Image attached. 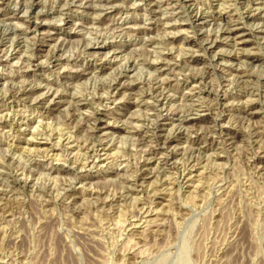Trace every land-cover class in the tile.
Segmentation results:
<instances>
[{
	"label": "rangeland",
	"instance_id": "374dc122",
	"mask_svg": "<svg viewBox=\"0 0 264 264\" xmlns=\"http://www.w3.org/2000/svg\"><path fill=\"white\" fill-rule=\"evenodd\" d=\"M39 2L0 16V264H264V0ZM115 80L132 90L100 106ZM162 91L187 123L155 126Z\"/></svg>",
	"mask_w": 264,
	"mask_h": 264
},
{
	"label": "bare ground",
	"instance_id": "6f19581e",
	"mask_svg": "<svg viewBox=\"0 0 264 264\" xmlns=\"http://www.w3.org/2000/svg\"><path fill=\"white\" fill-rule=\"evenodd\" d=\"M33 2H31V0L28 2L29 4H27V3H25V5H20L19 6V8H17V10H13L15 13H13L12 15H11V17H8V15L7 14H3L4 13V11H3V13H2V11L0 10V16H5V17H8L7 19H5L6 21H5V23L6 22H9L10 23V25L8 24V26H11L13 29H12V31L14 30V31H16L17 30V28L11 23L12 21H14L15 20V18H19L20 17V15L24 12H22V11H20L21 9H25V8H30V11H31V13L32 14H35V11L37 10V8H38V6H39V4H40V2H39V0H32ZM77 5V4H76ZM87 8H89V6L87 7ZM8 12V11H7ZM9 12H10V10H9ZM27 15H29L30 13L27 11V13H26ZM39 14V13H38ZM220 14V13H219ZM38 16V18H40V16H41V13H40V15H36V17ZM219 16V15H218ZM30 17V16H29ZM32 18V17H31ZM224 16L223 15H220L219 16V18L218 19H216L215 17L212 19V22L214 23L213 25H215L216 27L217 26H219V23L220 22H223L224 21ZM37 20H39V19H37ZM250 20H251V22H257V21H261L259 18H257V17H255V16H253V17H250ZM263 21H264V19H263ZM4 22V21H3ZM197 22H199V24L201 25V28H207L208 26H209V24H210V26H212V23H208V21H207V19H205V18H200V19H198L197 20ZM64 23H66V25H68L69 26V22L67 21V20H64ZM6 25V24H5ZM7 26V25H6ZM27 26V25H26ZM24 28V27H23ZM26 28V27H25ZM212 28V27H211ZM48 29H50L48 26H47V24L45 23V22H40V20L39 21H33V20H30L29 22H28V26H27V28H26V30H25V32L28 34V35H30V34H37V33H45V34H50L49 33V30ZM8 30L11 32V29H9L8 28ZM9 31H8V33H9ZM7 33V32H6ZM6 33H5V35H6ZM220 34V33H219ZM228 35L230 36V35H232V33H228ZM8 36V35H7ZM50 36V35H49ZM52 37V36H51ZM200 41V40H199ZM10 42V41H9ZM27 42V41H26ZM209 42H210V40H209ZM9 44V43H8ZM204 44V43H203ZM202 44V45H203ZM216 44H217V41H213V42H210L209 43V46H210V48H212V47H214V46H216ZM15 45H17V47H20L21 45H22V42H20V41H17V43L15 44ZM95 45V44H94ZM208 45V44H207ZM198 46V45H197ZM90 47V46H89ZM89 47H87V48H89ZM110 47V46H109ZM202 47V46H201ZM29 48V47H28ZM105 45H100V44H98V45H96L95 47L93 46L90 50L91 51H94V52H99V51H101V50H105ZM61 49V48H60ZM204 49V52H206V53H208V49L209 48H203ZM89 50V49H88ZM89 50V51H90ZM61 51H62V49H61ZM63 52V51H62ZM42 54V53H41ZM35 57V60H33V59H31L30 61H31V63H33V65L35 64V63H37V65H40V64H38L39 63V61L41 60V59H39V56H36V55H34ZM85 56H87V55H85ZM90 56L91 57H95V56H92L91 54H90ZM14 57V56H13ZM84 56L81 54V55H79V56H77L76 58H78V59H81V58H83ZM44 58V57H43ZM43 58H42V60H43ZM47 58H49L50 60L49 61H52V60H54V59H56L57 58V54H56V52H53L49 57H47ZM89 58V57H88ZM92 59V58H91ZM103 59V58H102ZM99 61H101V60H99ZM232 60H230V62H231ZM29 62V61H28ZM96 62H98L97 60H96ZM56 63V62H55ZM59 63V62H58ZM100 63V62H99ZM6 64V63H5ZM4 64V65H5ZM13 64V63H12ZM18 64V63H17ZM24 64V63H23ZM30 64V63H29ZM42 64V63H41ZM57 64V63H56ZM7 65H9V64H7ZM32 65V64H31ZM53 65V64H52ZM103 65V64H102ZM1 66V65H0ZM35 66V65H34ZM42 66V65H41ZM96 66V65H95ZM101 66V65H100ZM7 67V66H6ZM10 67V66H9ZM30 68V67H29ZM105 68V67H104ZM155 68H156V71H157V73L159 74V75H161V73H163V68H162V66H160L159 64H156L155 65ZM127 69V68H126ZM91 70V69H90ZM78 72H81V73H84V72H87V70H78ZM23 73V72H22ZM79 75V74H78ZM195 76V75H194ZM79 77V76H78ZM99 77H100V75H99ZM102 77V76H101ZM9 78V77H8ZM188 78V77H187ZM243 78V77H242ZM1 79V78H0ZM194 79H198V78H194ZM9 80H10V78H9ZM4 81H6V80H4ZM14 81V80H13ZM88 81V80H87ZM123 81V80H122ZM241 81V80H240ZM16 82V81H15ZM94 82V81H93ZM97 82V81H96ZM187 82V81H186ZM198 82V81H197ZM195 83V82H194ZM222 83V82H221ZM11 84V83H10ZM48 85V84H47ZM222 85V84H221ZM66 86V85H65ZM220 86V85H219ZM39 87V86H38ZM62 87V86H61ZM99 88V87H98ZM122 88L125 90V91H127V90H132V88H131V86L130 85H127L126 83H124V84H122V82L120 81V80H115L110 86H109V91L114 95V97H112V99H99L98 101H99V103H100V106H104V105H109V103H112V104H114L116 101H117V96H119V94H120V90H122ZM71 89V88H70ZM49 91V90H48ZM64 91V90H63ZM234 90H232L231 92H229L228 90H226V89H222V90H218V92H217V94H216V101H217V106L218 107H220V109H222V108H224V107H226L227 105H229L230 103H232V101L233 102H235V100H242L243 98H244V96H243V92H241V91H237L236 90V92H233ZM160 92V91H159ZM165 92V91H164ZM163 91H162V93H160L157 97H156V103H157V105L156 106H154V111L155 112H159V118H158V120L156 121V123H155V126H159V123L161 122V120H159L161 117H163V113L162 112H167L168 113V115H167V118H165L164 120H163V122H170L171 121V123L172 122H175V121H179L180 123V125L181 124H185V123H187V121H186V116L184 115V114H186L187 113V111L185 110V111H183V109L181 108L180 109V107L179 106H177V107H175L176 106V104L174 105L173 103L175 102L173 99H171V97H169V96H167V94H165ZM76 93V92H75ZM247 93V92H246ZM38 94V93H37ZM50 93H48L47 92V94L45 93V94H43V95H41V98L42 97H48L49 99H46L47 101H49V103H55V102H57L56 100H57V96H58V92H56V93H54V94H52L51 96L49 95ZM28 95V94H27ZM202 95H204L203 93H199V95H196L195 93L194 94H191L189 97V99H187L189 102L188 103H190L191 102V104H192V102L193 103H195L194 102V99L197 97V98H200ZM209 95V94H208ZM75 96H77V94L75 95ZM247 96V95H246ZM73 97H74V94H73ZM100 97V96H99ZM103 97V96H102ZM176 97V96H175ZM186 97V96H185ZM85 98V97H84ZM77 99V98H76ZM82 99V98H81ZM60 100V99H59ZM87 100V99H86ZM197 100V99H196ZM83 101H85V100H81V102H83ZM198 101V100H197ZM80 102V103H81ZM89 102V101H88ZM199 102V101H198ZM237 102V101H236ZM41 103V102H40ZM44 103H46V102H44ZM98 103V102H97ZM189 105L190 106V108H191V111H192V109L193 110H197V109H194V108H198V109H203L204 107L205 108H208L210 111H213V110H211V106H205V104L203 105H200V106H197V105H195V104H192V105ZM186 105H187V103H186ZM47 106V105H46ZM81 106H83L82 108L84 109V107L86 106L85 104L84 105H81ZM99 106V105H98ZM188 106V105H187ZM51 107V106H50ZM179 107V108H178ZM81 108V107H80ZM91 108V107H90ZM159 108H160V110H161V112H160V110H159ZM54 109V108H53ZM187 109V108H186ZM219 110V109H218ZM80 111V110H79ZM153 111V110H152ZM190 111V112H191ZM199 111V110H198ZM189 112V111H188ZM190 112H189V114H190ZM193 112V111H192ZM94 113V112H93ZM85 114V113H84ZM188 115V114H187ZM161 116V117H160ZM219 117H220V120L223 118V116L220 114L219 115ZM188 118H189V116H188ZM176 119V120H175ZM96 121V120H95ZM218 122H220L219 121V119L217 120V121H215V123L217 124ZM161 124V123H160ZM165 124V123H164ZM175 124V123H174ZM170 125V126H169ZM190 125V124H189ZM99 126H101V125H99ZM150 126V125H149ZM172 126H174V125H172V124H169L168 123V127H172ZM219 126V125H218ZM146 127V126H145ZM162 127V126H161ZM182 127V126H181ZM142 128V127H141ZM173 128V130H175L174 128H176V126H174V127H172ZM183 128V127H182ZM185 129H186V127H184ZM92 129V128H91ZM94 129V128H93ZM164 129V128H163ZM98 130H99V128H98ZM172 130V131H173ZM181 128L179 127L178 129H177V131H179V132H181ZM189 130V129H188ZM176 131V130H175ZM181 134H183V133H181ZM203 138H204V136H203ZM206 138V137H205ZM199 140H200V135L197 137V140H193V145H197V146H199V148L200 149H203L202 147H200V143H199ZM207 140H208V138H207ZM214 140V139H213ZM158 141H162L163 143H164V145H165V147H171L172 145H173V140H171L169 137H163L162 138V136H160V138H159V140ZM159 143V142H158ZM209 149V148H208ZM9 150V149H8ZM11 150V149H10ZM21 151V150H20ZM13 153V152H12ZM22 153V152H21ZM175 152H173V154H174ZM15 155V154H14ZM152 156H153V159H156V157L158 158V154H156V153H152L151 154ZM16 156V155H15ZM18 156H19V154H18ZM175 156V155H174ZM49 157V156H48ZM19 158V157H18ZM152 159V160H153ZM149 160V159H148ZM148 160H146V161H148ZM151 160V161H152ZM13 161V160H12ZM156 161V160H155ZM11 162V161H10ZM158 162V161H157ZM76 164V163H75ZM16 166V165H15ZM14 166V167H15ZM14 167H13V169H14ZM30 167V166H29ZM85 167V166H84ZM145 167L146 168H148V167H150V166H148V164H146L145 165ZM2 168V167H1ZM82 169H83V167H81ZM81 169V170H82ZM6 170V169H5ZM30 170V169H29ZM36 170V169H35ZM53 170V169H52ZM49 172V171H48ZM56 172V171H55ZM32 174V173H31ZM40 174V173H39ZM43 174V173H42ZM53 174V173H52ZM59 174V173H58ZM57 175V174H56ZM52 176V175H51ZM115 176V175H114ZM22 178V176L19 178V177H16V178H13L14 180H15V182H13V184H15L16 186H18V188H19V185H20V187L21 188H23V186H24V189L26 188V187H29L30 188V185L32 184V182L30 183V185H29V183H28V181H24V180H22L21 179ZM35 183V182H34ZM22 185V186H21ZM35 186V185H34ZM34 186H33V188H34ZM18 190H20V189H18ZM13 191H15V190H13ZM21 191V190H20ZM32 192V191H31ZM15 193V192H14Z\"/></svg>",
	"mask_w": 264,
	"mask_h": 264
}]
</instances>
